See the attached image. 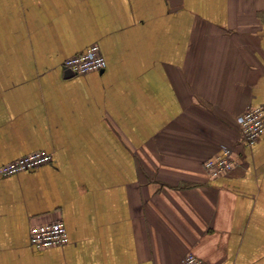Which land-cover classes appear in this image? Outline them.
<instances>
[{"label": "crops", "instance_id": "1", "mask_svg": "<svg viewBox=\"0 0 264 264\" xmlns=\"http://www.w3.org/2000/svg\"><path fill=\"white\" fill-rule=\"evenodd\" d=\"M98 43L101 71L64 59ZM264 0H0V264H264ZM223 145L237 160L211 177ZM62 218L69 242L30 229Z\"/></svg>", "mask_w": 264, "mask_h": 264}, {"label": "built area", "instance_id": "2", "mask_svg": "<svg viewBox=\"0 0 264 264\" xmlns=\"http://www.w3.org/2000/svg\"><path fill=\"white\" fill-rule=\"evenodd\" d=\"M106 58L98 43L89 45L81 53L64 59L63 66L74 73L85 74L91 71H101L106 67ZM237 121L240 127L242 141L245 145L255 144L264 133V104L249 106L241 112ZM52 154L46 150L34 151L6 162L0 168V178L31 170L40 165L51 163ZM234 148L223 145L219 151L204 161V168L209 176L227 175L236 165ZM69 242L66 223L57 218L47 223L33 225L30 229V243L37 249L53 246H63ZM179 264H212L193 252H189Z\"/></svg>", "mask_w": 264, "mask_h": 264}, {"label": "water", "instance_id": "3", "mask_svg": "<svg viewBox=\"0 0 264 264\" xmlns=\"http://www.w3.org/2000/svg\"><path fill=\"white\" fill-rule=\"evenodd\" d=\"M67 69V71H69V72H73L70 68H66Z\"/></svg>", "mask_w": 264, "mask_h": 264}]
</instances>
